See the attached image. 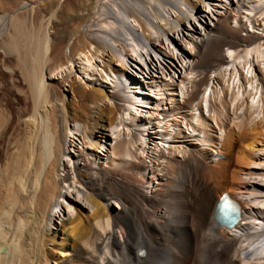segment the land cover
Returning a JSON list of instances; mask_svg holds the SVG:
<instances>
[{
  "label": "bare ground",
  "instance_id": "6f19581e",
  "mask_svg": "<svg viewBox=\"0 0 264 264\" xmlns=\"http://www.w3.org/2000/svg\"><path fill=\"white\" fill-rule=\"evenodd\" d=\"M50 1L57 6L53 13L56 16L67 0ZM93 1L83 0L86 12L75 13L83 24L91 20ZM39 2L0 0V70L12 78L18 73L24 82V86H13L23 96L21 109L14 112L0 100V141L8 135L7 145L1 147L4 155H0V264H264L263 209L249 213L251 218L263 221L248 224V232L241 235H231L230 228L217 219L223 194L236 197L249 190L243 176L250 172L249 166L256 162L257 150L264 142V37L244 36L241 28L231 27L224 19L195 42L197 61L192 71H199L201 78L192 83L194 90L184 93L177 108L165 110L168 128L162 131V140L164 135L168 142L181 132L190 135L196 131L204 148L172 149L171 154L162 149L158 155L161 163L150 167L139 152H146L145 135L150 126L159 129L164 123L157 118L158 123L145 124L140 133L134 132L123 118L117 122L114 114L116 106L118 112L130 114L131 109L126 105L112 107L106 101L132 105L136 98L130 95L128 100L95 87L88 91L83 85L76 90L74 82L73 98L68 101L62 91L64 82H50L47 74L69 64L93 45L98 52L110 48L112 63L123 61L109 39L133 53L146 49L152 32L134 39L126 17L138 19L147 33L151 24L146 21L147 15H142L163 18L169 0H134L131 7L144 20L132 9H125L123 2L115 21L106 22V37L80 32L73 34L75 42L71 44H57V35L39 25L45 3ZM175 4L183 5L184 0ZM196 5L191 4L193 8ZM101 14L108 13L102 9ZM226 50L237 52H228L230 67L224 68ZM80 69L87 81L97 78L91 61L85 60ZM212 71H219L222 85L213 92L209 84ZM118 73L125 74L122 69ZM206 86L209 89L202 93ZM182 109L193 111L189 119H168ZM131 117L128 119L133 120ZM137 119L140 115L138 118L136 113L133 122ZM71 121L74 133L85 128V140L93 141L97 150L101 149L104 130L124 126L122 131L118 128L117 143L108 150L104 165L91 158V153L81 152L83 165L62 174ZM208 122L220 134V157L213 153L211 156L217 159L214 161H209L207 153L217 138L210 134ZM227 125L234 127L224 134ZM178 150L182 158L176 155ZM158 172L162 174L159 178ZM147 173L158 180L151 192L147 191ZM68 183L87 190L83 197L93 209L90 213L82 209L75 212L67 206L68 219L52 233L49 226L53 214L64 204L60 199ZM109 201L117 202L120 209L111 211ZM241 206L244 210L245 204ZM246 248H252V253L245 260ZM142 249L145 256L139 254Z\"/></svg>",
  "mask_w": 264,
  "mask_h": 264
},
{
  "label": "rangeland",
  "instance_id": "374dc122",
  "mask_svg": "<svg viewBox=\"0 0 264 264\" xmlns=\"http://www.w3.org/2000/svg\"><path fill=\"white\" fill-rule=\"evenodd\" d=\"M33 1L38 3H40L39 1H41V3L43 1L45 2L42 5L44 7L41 9L42 14L38 23L40 26L42 24L43 28L49 27V29L57 35V44H71V42H75L73 39L74 35L80 32L87 35L91 34L93 37H106L105 27H108L106 22L115 21L116 16L121 12L120 7L123 6L125 9L130 8L128 11L131 9V11H135L133 7H131L134 0H126L127 2L124 0H94V10L91 13V20L89 23L83 24L81 20L77 19L76 15V11L79 12L81 10V13L86 12V6L82 4L83 0H67L68 2L66 1L61 6L63 9H59L60 11L58 13L60 14L56 15L58 16L57 18H54L56 16H53L57 6L50 0ZM177 1L179 0H169L171 4L164 13L165 16L161 19H155L149 14L142 15L145 18L147 15L146 21L151 24V27H148L149 30L147 33L143 32V27H141L142 25L138 19L135 17H126L127 27L134 39L145 38L146 35H150L149 31L152 32L151 40L148 42L146 49H144L145 47H142L137 53H133L129 48H123L122 43H117L109 39L110 43L118 48L119 54L122 56L124 62L116 61L112 63V51L110 48L98 52L95 45H93L85 52L77 55L69 64L64 65L62 68L60 67L52 74H47L48 81L59 83L64 82L62 91L67 95L68 101H71L73 98V90H71V87L74 82L76 87L74 88L76 90H79L80 85H83L88 91H90L92 87H95L96 89L104 90L106 93L109 92L108 94L122 95L121 97L128 100L133 96V99H136L134 100L135 103L132 105L130 103L125 104L121 101H112V99L106 101V104L109 106L112 105V107L116 105L121 107H124L125 105V107L128 106L127 108L131 109L132 114L131 112L129 114V111L123 110L118 112L117 106L114 107V114L117 122H120V119L123 118L127 125H131L134 132L140 133L141 126L154 123V121L156 123V120L158 119L165 124L167 121L164 114L165 110H168L169 108H177L178 104L182 101L184 93L191 91L194 88L192 83L201 78L199 71L197 72L194 68V71H192V67L197 61L195 60V42L197 40L205 36L209 30L214 29L215 25L220 20L224 19L229 21L231 27L241 28L244 36L251 34L256 37H264V0H184L183 5L175 4ZM123 2L126 3H124L125 6L129 4L127 5L128 7H125L124 4L122 5ZM192 3H197L195 8L191 6ZM102 9H105L108 14L102 15ZM150 9L152 10V8ZM134 13L141 20L145 19L141 14L136 13V11ZM50 23H56V26L53 24L50 25ZM172 23L177 26L173 27ZM35 26L38 27L36 24ZM40 26L38 29H40ZM37 27H35V29H37ZM158 27L159 29H156ZM36 34L41 33L36 32ZM240 49H243V47ZM228 52L235 55L237 50L225 51L223 55L226 59V64L223 65L224 68L230 67ZM85 60L91 61L97 72V78L92 81H87L86 77L81 75L82 70L80 67L82 63H85ZM120 69L124 70V76L118 73ZM218 72L219 71H212L209 75L210 91L212 92L214 89L216 90L217 87H222L218 81ZM13 77L14 78L10 77L7 73L0 70V100L4 107L16 112L22 108L23 96L18 94L13 86H24V82L18 73ZM12 79H16L15 84L11 82ZM88 86H90V88ZM159 89L163 90L159 91ZM208 89V86H206L201 89V92L203 90L202 93H204L205 90ZM127 96H129V98ZM92 108H94V106H92ZM126 113L128 115H126ZM136 113L138 114V118L140 115V119L133 122ZM192 113V110L182 109L178 111L176 115L168 119L183 122L185 119H189L188 115H191ZM232 114L230 116L231 118ZM131 115L133 117H131ZM128 117H131L133 120L128 119ZM237 120H240V118ZM237 120L234 121L237 122ZM257 122H260V118L257 119ZM208 123L211 124V122ZM164 124H162L163 126L161 125L159 129L155 128V133H152L149 136L145 135L148 147L144 154L141 151L139 152V156L146 160L150 167H158L161 163L158 159V155L162 149L158 148L156 145L157 141H159L160 138L162 139V131L168 128L167 125ZM176 124H174V128L177 131L180 127ZM69 126L70 136L68 137V144L66 147L67 155L62 162V174L64 171L66 172L74 166L81 167L83 165L82 160L79 158L81 152H86L87 154L91 153V158L96 159L98 164L104 165L107 158L106 155L110 151V148L117 143L116 132L118 128L121 131L124 129L123 125H114L116 126L115 128L111 127L104 130L103 138L101 140V149L97 150L93 141L85 140V128L75 134L73 128L74 123L72 121ZM158 126L159 124H157V127ZM233 127L234 126L232 125H227L223 130L224 134H227ZM209 132L217 138V140L211 142L210 145L212 148H210L207 153L209 161H214L217 159H213L211 155L213 153L219 154L218 149L221 142H219L218 138L220 134L218 133V129L214 128L212 124L209 127ZM182 133L183 132L177 135L176 139L174 138L170 146L171 149H165L167 154H171L172 149L178 148H194L196 150L204 148L201 145V139L198 137V132L193 131L190 135ZM7 139L8 135L4 136L0 141L1 156L4 155L2 153L7 145ZM3 146L4 148H1ZM258 149L257 155L259 157L255 163L249 166L250 174L248 173L243 176L244 181L248 183L249 190L239 192L236 196L241 203L245 204V209L243 212L244 219L235 228L229 229L231 235L234 236L248 232V224H252V222L257 224L263 221L258 217L251 218L249 214H256L258 210L262 209L264 211V142L259 145ZM181 154L180 150L176 153L178 158H182ZM147 175V180L150 182L147 184V191L151 192L153 189H156L158 180L152 178L150 173H147ZM157 175V178L162 176L161 172H158ZM62 192L64 197L60 199V202H63L64 204L53 214L49 226L52 233L58 231L62 222L68 219V213L66 212L67 206L72 207L75 212L78 209H82L86 213H90L93 209V206L85 199V197H83L87 193V190L83 186L75 184L71 187L68 183L65 185ZM78 195L80 197H78ZM108 207L111 211H118L120 209L119 204L115 201H109ZM251 253L252 248H246L243 251L244 259L246 260L249 258Z\"/></svg>",
  "mask_w": 264,
  "mask_h": 264
}]
</instances>
